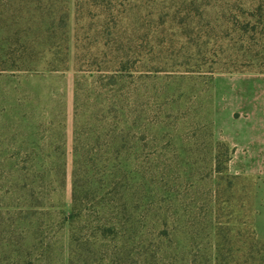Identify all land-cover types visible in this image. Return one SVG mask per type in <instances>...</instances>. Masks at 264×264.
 I'll use <instances>...</instances> for the list:
<instances>
[{
	"label": "trees",
	"instance_id": "16d2710c",
	"mask_svg": "<svg viewBox=\"0 0 264 264\" xmlns=\"http://www.w3.org/2000/svg\"><path fill=\"white\" fill-rule=\"evenodd\" d=\"M218 71L264 75V0H0V75L72 72L75 107L69 214L63 205L54 218L50 204L68 183L62 101L51 114L57 143L36 158L47 168L0 157V168L11 163L0 169V264H264L255 184L229 173L214 108L211 121L197 115L207 107L192 82ZM85 82L99 106L90 135L78 111ZM178 122L182 151L168 159L157 136ZM135 152L146 167L131 178ZM163 155L166 173L153 166ZM178 181L174 235L149 210Z\"/></svg>",
	"mask_w": 264,
	"mask_h": 264
},
{
	"label": "rangeland",
	"instance_id": "374dc122",
	"mask_svg": "<svg viewBox=\"0 0 264 264\" xmlns=\"http://www.w3.org/2000/svg\"><path fill=\"white\" fill-rule=\"evenodd\" d=\"M72 21L74 22V17ZM221 74V71H218L215 76ZM17 76L19 75L7 73L0 75V157L8 162L17 164L15 167L16 169H21L25 166H27L30 171L47 168L48 164H46V161L44 163L38 162L40 159L36 158L41 154V146L45 144L49 145L46 150H50L52 148L51 144L57 143V130L54 127L52 129L51 121H53V118L51 114L56 111L59 113L60 101L64 103L66 121L63 132L65 131L64 149L68 164V183L65 192L60 189V191L64 192L63 194L58 190L59 187L57 184L54 185L56 193H54V199L50 201V204L56 207L54 210V218H57L56 213L62 211L59 209L61 206L65 205L63 209H65L67 214L71 211V176L73 170V138L75 130L74 75L72 72H69L63 76L62 79L60 77H52L47 80L35 76L29 77L28 79L25 76H19V78ZM215 76L207 80L202 79V77H195L196 80L192 82V84H195L194 92H196V105L200 106L202 99H204L207 107V110L205 109L204 111L200 108V112H198L197 115L201 118L203 113V116H207L209 121L212 119L214 108V97L212 100V95L214 94L213 79ZM83 88L84 90L82 91L79 101V120L82 119L86 122V133L90 135L91 127L94 123L92 118L97 115L99 106L96 101L97 98L95 97L96 93H90V87L87 86L86 82ZM70 92L72 95V110L69 127L71 139L68 140L66 136L68 118L67 101ZM176 126L178 130H175L174 127L170 125H165L163 134L157 136L159 152L161 154L165 153L168 159L177 157V155L179 159V150L182 151L181 147L184 142V134L179 133V122ZM149 128V148L147 149L148 151L145 152L148 154L150 153L153 139V135H150L151 122L149 123ZM48 136L50 137L48 138ZM168 146L169 149H167ZM138 151H141V149H138ZM165 156L163 155L154 160L155 165L153 166H160V173L164 172L162 170ZM25 159L27 161L24 165L23 161ZM144 161L143 156L136 154V152L131 155L127 165L128 170L131 172V178L132 175L134 177V173L137 169L139 173L143 172L144 167H146ZM3 168L4 169L0 168L1 171L10 170L11 163L4 164ZM155 172L159 173L157 169H155ZM141 175L139 178L142 177ZM146 180L149 184L153 182H151L150 175H148V179ZM177 183L175 188L171 186L159 188V191H156L152 197V204L149 210L150 214L158 218L161 223L164 219L167 220L174 229V235L179 233L177 230V228H179V181ZM243 185H245V183L238 184V188L240 187L241 189ZM7 202H10V200H7ZM157 227L160 226L158 225Z\"/></svg>",
	"mask_w": 264,
	"mask_h": 264
},
{
	"label": "crops",
	"instance_id": "0c3cea01",
	"mask_svg": "<svg viewBox=\"0 0 264 264\" xmlns=\"http://www.w3.org/2000/svg\"><path fill=\"white\" fill-rule=\"evenodd\" d=\"M214 134L232 151L229 173L250 179L254 221L264 241V75L221 74L214 77ZM72 95L67 101V139H71Z\"/></svg>",
	"mask_w": 264,
	"mask_h": 264
}]
</instances>
